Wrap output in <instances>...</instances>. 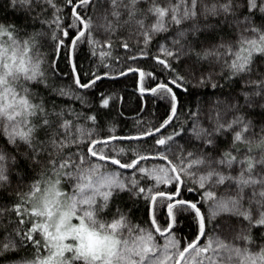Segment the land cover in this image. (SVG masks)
Masks as SVG:
<instances>
[{"label":"snow or ice","instance_id":"1","mask_svg":"<svg viewBox=\"0 0 264 264\" xmlns=\"http://www.w3.org/2000/svg\"><path fill=\"white\" fill-rule=\"evenodd\" d=\"M9 11L0 264H264V0Z\"/></svg>","mask_w":264,"mask_h":264},{"label":"trees","instance_id":"2","mask_svg":"<svg viewBox=\"0 0 264 264\" xmlns=\"http://www.w3.org/2000/svg\"><path fill=\"white\" fill-rule=\"evenodd\" d=\"M7 0H0V16L3 15H8L12 16V12H5V7H6ZM61 67L62 70H67L63 69V62H61ZM121 84H125V81H121ZM126 86L128 88V92L126 93L125 97V106L126 108H132L133 110H138L137 109V96L136 93L133 91V77L128 76L126 80Z\"/></svg>","mask_w":264,"mask_h":264}]
</instances>
